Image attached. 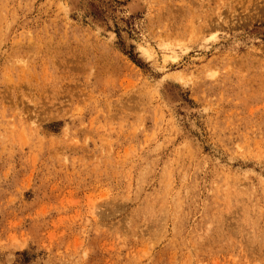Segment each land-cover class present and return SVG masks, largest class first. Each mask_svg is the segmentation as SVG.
Masks as SVG:
<instances>
[{"label":"rangeland","instance_id":"rangeland-1","mask_svg":"<svg viewBox=\"0 0 264 264\" xmlns=\"http://www.w3.org/2000/svg\"><path fill=\"white\" fill-rule=\"evenodd\" d=\"M0 264H264V0H0Z\"/></svg>","mask_w":264,"mask_h":264},{"label":"bare ground","instance_id":"bare-ground-1","mask_svg":"<svg viewBox=\"0 0 264 264\" xmlns=\"http://www.w3.org/2000/svg\"><path fill=\"white\" fill-rule=\"evenodd\" d=\"M200 1H202V0H200ZM209 1V0H208ZM218 1V0H217ZM228 1H231V0H228ZM239 1V0H238ZM247 1V0H246ZM224 3H226V2H224ZM229 3V2H228ZM237 3H239V5H240V2H237ZM236 3V4H237ZM227 4V3H226ZM224 5V4H223ZM242 5V4H241ZM224 6H226V5H224ZM243 6V5H242ZM248 6V5H247ZM225 8H227V7H225ZM245 8V7H244ZM229 9V8H228ZM228 9H226V10H228ZM232 12H234V11H232ZM250 13V12H249ZM249 13H248V11H246V14H248L249 15ZM252 14V13H251ZM237 16H238V14H237ZM239 17V16H238ZM237 17V18H238ZM252 17V16H251ZM224 15H222L221 14V12H219V13H217V19H218V21H217V19H216V22L215 23H208V24H206L205 26L206 27H210V29H214V31L215 30H217V29H220L221 30V27H222V24L224 23V25L223 26H226L227 25V23H225V22H227V21H225L224 20ZM236 18V19H237ZM252 18H254V17H252ZM235 19V18H234ZM244 19V18H243ZM247 19V18H246ZM241 20V19H240ZM215 21V20H214ZM239 23L238 22V20L237 21H235V23ZM233 23V22H232ZM226 24V25H225ZM192 25V24H191ZM191 25H190V29H191ZM229 25V24H228ZM204 26V27H205ZM203 27V28H204ZM223 29V28H222ZM192 31H193V29H191ZM220 30H217V31H220ZM173 51V50H172ZM173 54H175V53H173ZM176 55H177V53H176ZM168 56H169V58H172V59H175V56H173V55H169L168 54ZM181 78V77H180ZM180 80H183V79H180Z\"/></svg>","mask_w":264,"mask_h":264}]
</instances>
